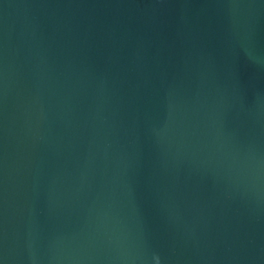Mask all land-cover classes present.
<instances>
[{"label": "water", "instance_id": "water-1", "mask_svg": "<svg viewBox=\"0 0 264 264\" xmlns=\"http://www.w3.org/2000/svg\"><path fill=\"white\" fill-rule=\"evenodd\" d=\"M0 264H264V0H0Z\"/></svg>", "mask_w": 264, "mask_h": 264}]
</instances>
